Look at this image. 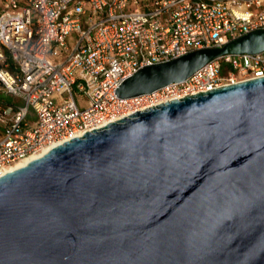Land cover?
Listing matches in <instances>:
<instances>
[{"label": "water", "instance_id": "95a60500", "mask_svg": "<svg viewBox=\"0 0 264 264\" xmlns=\"http://www.w3.org/2000/svg\"><path fill=\"white\" fill-rule=\"evenodd\" d=\"M264 50V29L123 80L121 98ZM0 264H264V76L136 111L0 176Z\"/></svg>", "mask_w": 264, "mask_h": 264}, {"label": "built area", "instance_id": "2783aa9c", "mask_svg": "<svg viewBox=\"0 0 264 264\" xmlns=\"http://www.w3.org/2000/svg\"><path fill=\"white\" fill-rule=\"evenodd\" d=\"M257 29L264 0H1L0 176L137 110L263 77L264 50L222 55L150 93H117L146 66Z\"/></svg>", "mask_w": 264, "mask_h": 264}, {"label": "bare ground", "instance_id": "6f19581e", "mask_svg": "<svg viewBox=\"0 0 264 264\" xmlns=\"http://www.w3.org/2000/svg\"><path fill=\"white\" fill-rule=\"evenodd\" d=\"M38 156H39V155H34V156H32V157H30V158H28V159H24V160H22V161L16 163L15 165H13L12 168H16V167L22 166V165L26 164L29 160H31V159H33V158H36V157H38ZM12 168H11V169H12ZM8 169H10V168H8Z\"/></svg>", "mask_w": 264, "mask_h": 264}, {"label": "rangeland", "instance_id": "374dc122", "mask_svg": "<svg viewBox=\"0 0 264 264\" xmlns=\"http://www.w3.org/2000/svg\"><path fill=\"white\" fill-rule=\"evenodd\" d=\"M0 9H1V0H0ZM85 99V97H83ZM33 119L36 118V116H32Z\"/></svg>", "mask_w": 264, "mask_h": 264}]
</instances>
